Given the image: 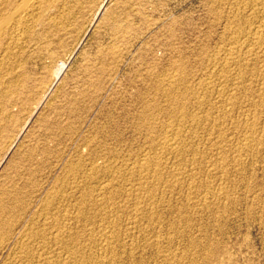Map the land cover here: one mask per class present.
<instances>
[{"label":"rangeland","instance_id":"rangeland-1","mask_svg":"<svg viewBox=\"0 0 264 264\" xmlns=\"http://www.w3.org/2000/svg\"><path fill=\"white\" fill-rule=\"evenodd\" d=\"M22 1L0 0V264H264V0Z\"/></svg>","mask_w":264,"mask_h":264},{"label":"bare ground","instance_id":"bare-ground-1","mask_svg":"<svg viewBox=\"0 0 264 264\" xmlns=\"http://www.w3.org/2000/svg\"><path fill=\"white\" fill-rule=\"evenodd\" d=\"M16 1H18V0H16ZM31 1V0H30ZM248 1V0H247ZM246 1V2H247ZM258 1V0H257ZM256 1V2H257ZM260 1V0H259ZM263 0H261V2H262ZM7 2H9V1H7ZM23 2V3H22ZM21 2V8L22 9H27L28 11L29 10H31L30 9V5H28L27 6V4L26 3H28L26 0L25 1H22ZM42 2V1H41ZM260 2V3H261ZM240 3V2H239ZM242 3V2H241ZM240 3V4H241ZM244 3V2H243ZM248 3V2H247ZM254 3V2H253ZM1 4H2V2H1ZM18 4V3H17ZM35 4V3H34ZM41 5V4H40ZM242 5V4H241ZM252 5V4H251ZM262 5V4H261ZM264 5V4H263ZM263 5H262V7H263ZM4 6V2H3V5H2V7ZM19 6V7H20ZM33 6V5H32ZM252 6H254V5H252ZM256 6V5H255ZM259 6H260V4H259ZM1 7V6H0ZM26 7H28V8H26ZM257 7H258V5L256 6V9H257ZM17 8V6H15L14 8H13V12H14V10ZM41 8V7H40ZM1 9V8H0ZM259 9H260V7H259ZM2 10H4V9H2ZM18 10V9H17ZM262 10V9H261ZM22 11V10H21ZM24 11H26V10H24ZM259 11V10H258ZM2 12V11H1ZM18 12V11H17ZM30 12V11H29ZM262 12H264V11H262ZM26 13V12H25ZM69 13H70V11H69ZM21 14V13H20ZM22 14H24V12L22 13ZM19 15V14H18ZM259 15V14H258ZM262 15V14H261ZM17 16V15H16ZM15 16V17H16ZM24 16H26V15H24ZM28 16H29V14H28ZM32 16V15H31ZM264 16V15H263ZM19 17V16H18ZM20 17H21V15H20ZM27 17V16H26ZM25 17V18H26ZM3 18V17H2ZM17 18V17H16ZM15 18V19H16ZM22 18H24V17H22ZM14 19V18H13ZM18 19H20V18H18ZM25 20V19H24ZM23 20V21H24ZM18 21V20H17ZM20 21H21V19H20ZM19 22V21H18ZM26 22V21H25ZM11 23V22H10ZM9 24V22L8 21H6L5 20V18L3 19V20H1L0 21V26H7ZM17 24V23H16ZM16 24H15V26H16ZM19 25V24H18ZM17 25V26H18ZM20 25H22L21 23H20ZM25 25V24H24ZM262 25V24H261ZM11 27V26H10ZM264 27V26H263ZM20 28V27H19ZM242 30V29H241ZM258 31V30H257ZM260 32V31H259ZM263 32V31H262ZM258 33V32H257ZM260 34V33H259ZM262 34V33H261ZM246 35V34H245ZM256 34H254L253 35V37L255 36ZM258 36V35H257ZM256 37V36H255ZM254 37V38H255ZM263 37H264V35H263ZM260 39V38H259ZM264 39V38H263ZM263 39H261V40H263ZM252 40V39H251ZM253 41V40H252ZM242 42V41H241ZM255 44H256V42H254ZM258 45H259V47H264V41H262V42H259L258 41V43H257ZM257 44H256V46H257ZM252 45V44H251ZM252 48V47H251ZM231 49V48H230ZM233 49V48H232ZM242 49V48H241ZM246 49V48H245ZM239 50V49H238ZM262 50V49H261ZM264 50H262V52H263ZM251 53V52H250ZM253 53V52H252ZM259 55V54H258ZM238 56H239V54H238ZM260 56V55H259ZM257 57V56H256ZM243 58V57H242ZM259 59V58H258ZM255 63V62H254ZM239 64V63H238ZM246 64V63H245ZM264 64V63H263ZM255 68V67H254ZM240 71V70H239ZM63 72V68L60 66V68H59V70H58V73L56 74V79H59V78H61V76H62V73ZM263 72V71H262ZM229 75V74H228ZM242 75V74H241ZM228 78V77H227ZM55 79V80H56ZM238 80V79H237ZM236 80V81H237ZM240 81V80H239ZM19 82V81H18ZM15 83H16V81H15ZM240 83V82H239ZM174 85V84H173ZM180 86V85H179ZM184 86V85H183ZM204 87V86H203ZM225 87V86H224ZM262 89V88H261ZM210 90V89H209ZM223 90V89H222ZM1 94V93H0ZM11 94V93H10ZM175 95V94H174ZM223 95V94H222ZM227 95V94H226ZM232 96V95H231ZM231 99V98H230ZM219 100V99H218ZM206 101V100H205ZM222 101V100H221ZM231 101V100H230ZM240 101V100H239ZM241 102H243V101H241ZM264 102V101H263ZM199 105V104H198ZM235 105V104H234ZM260 105V104H259ZM261 105H263V104H261ZM262 107V106H261ZM229 108V107H228ZM147 111V110H146ZM248 112V111H247ZM185 113V112H184ZM219 113V112H218ZM174 114V113H173ZM182 114H183V111H182ZM176 115V114H175ZM193 115V114H192ZM209 115V114H208ZM178 117V116H177ZM183 117V116H182ZM218 117V116H217ZM184 118V117H183ZM192 118V117H191ZM193 119V118H192ZM245 119V118H244ZM249 119V118H248ZM183 121V120H182ZM219 122V121H218ZM225 122V121H224ZM201 123V122H200ZM172 124V123H171ZM247 124L249 125V127L251 128L252 126H254V125H252V124H254V123H250V121H248L247 122ZM241 125V124H240ZM256 125V124H255ZM215 126V125H214ZM233 126V125H232ZM149 127V126H148ZM177 127V126H176ZM164 128V127H163ZM260 128V127H259ZM186 132V131H185ZM226 132V131H225ZM253 132V131H252ZM179 134V133H178ZM217 134V133H216ZM221 134H222V132H221ZM252 134V133H251ZM233 135V134H232ZM254 135V134H253ZM251 136V135H250ZM261 136V135H260ZM165 138V137H164ZM159 139V138H158ZM252 139V138H251ZM245 140V139H244ZM246 140H247V138H246ZM187 141V140H186ZM221 141V140H220ZM251 142V141H250ZM216 143V142H215ZM183 144V143H182ZM168 145V144H167ZM167 145H166V148H167ZM178 145V144H177ZM250 145V144H249ZM160 146V145H159ZM161 146H162V144H161ZM218 146V145H217ZM164 147V146H163ZM241 147V146H240ZM246 147V146H245ZM248 147V146H247ZM157 148H159V147H157ZM171 148H173V146L171 147ZM255 148V147H254ZM179 149V148H178ZM177 149V150H178ZM174 151H175V149H173ZM242 150H243V148H242ZM247 150H248V148H247ZM253 150V149H252ZM163 152V151H162ZM188 152V151H187ZM245 152V151H244ZM249 153V152H248ZM157 154V153H156ZM181 155V154H180ZM159 156V155H158ZM242 156V155H241ZM147 157V156H146ZM162 157V156H161ZM181 157V156H180ZM239 157V156H238ZM249 157V156H248ZM148 159V158H147ZM155 159V158H154ZM170 160V159H169ZM225 160V159H224ZM110 161V160H109ZM149 161V160H148ZM92 162V161H91ZM158 163L160 162V161H157ZM157 162L155 163V165L158 167V166H160L159 164H157ZM154 163V162H153ZM148 164V163H147ZM154 165V166H155ZM143 166V165H142ZM168 166V165H167ZM221 166V165H220ZM230 166V165H229ZM150 167V166H149ZM141 168V167H140ZM143 168V167H142ZM159 168V167H158ZM75 169V168H74ZM109 169V168H108ZM111 169V168H110ZM115 169V168H114ZM113 169V170H114ZM117 169V168H116ZM155 169V168H154ZM90 170H91V168H90ZM147 170H148V168H147ZM150 170V169H149ZM154 171V170H153ZM117 172V171H116ZM134 172V171H133ZM144 172V171H143ZM164 172V171H163ZM181 172V171H180ZM215 172V171H214ZM234 172V171H233ZM147 173V172H146ZM150 174H151V171L149 172ZM157 173V172H156ZM162 173V172H161ZM172 173V172H171ZM174 173V172H173ZM118 174V173H117ZM155 175H158V173L157 174H155ZM74 176V175H73ZM139 176V175H138ZM143 176V175H142ZM173 176V175H172ZM82 177V176H81ZM153 177V176H152ZM151 177V178H152ZM158 177V176H157ZM156 177V179H158ZM161 177V176H160ZM169 177V176H168ZM181 177V176H180ZM141 179H142V177H141ZM144 179V178H143ZM163 179V178H162ZM168 179V178H167ZM176 179V178H175ZM145 181V180H144ZM157 181V180H156ZM127 182V181H126ZM170 182V181H169ZM195 182V181H194ZM192 183V182H191ZM122 184V183H121ZM124 184V183H123ZM122 184V185H123ZM38 185V184H37ZM159 185V184H158ZM205 185V184H204ZM115 186V185H114ZM156 186H157V184H156ZM141 187V186H140ZM150 187V186H149ZM38 188V187H37ZM121 188V187H120ZM114 189V188H113ZM116 190V189H115ZM143 191V190H142ZM196 191V190H195ZM199 191V190H198ZM151 192V191H150ZM155 192V191H154ZM73 193H74V190H73ZM149 193V192H148ZM57 194V193H56ZM115 194V193H114ZM209 194V193H208ZM137 195V194H136ZM155 195V194H154ZM140 196V195H139ZM201 196V195H200ZM223 196V195H222ZM73 197V196H72ZM117 197H118V195H117ZM152 197V196H151ZM164 197V196H163ZM220 197V196H219ZM71 199V198H70ZM121 199V198H120ZM132 199V198H131ZM190 199H191V197H190ZM28 200V199H27ZM49 200V199H48ZM209 200V199H208ZM89 201V200H88ZM147 201V200H146ZM151 201H152V199H151ZM90 202V201H89ZM171 202V201H170ZM215 202V201H214ZM213 202V203H214ZM55 203V202H54ZM137 203V202H136ZM144 203V202H143ZM149 203V202H148ZM204 203V202H203ZM67 204V203H66ZM104 204V203H103ZM102 204V205H103ZM52 205V204H51ZM81 205V204H80ZM158 205V204H157ZM190 205V204H189ZM47 206H49V204L47 205ZM28 207V206H27ZM63 207V206H62ZM190 207V206H189ZM59 208V207H58ZM81 208H82V206H81ZM151 208V207H150ZM1 209V208H0ZM46 210H47V208H45ZM155 209V208H154ZM108 210V209H107ZM151 210V209H150ZM1 211V210H0ZM2 211H3V209H2ZM1 211V213H3ZM125 211V210H124ZM43 212V211H42ZM21 213V212H20ZM133 213V212H132ZM156 213V212H155ZM1 215V214H0ZM21 215V214H20ZM73 215V214H72ZM97 215V214H96ZM156 215V214H155ZM84 216V215H83ZM121 216V215H120ZM132 216V215H131ZM134 216V215H133ZM146 216V215H145ZM160 216V215H159ZM88 217V216H87ZM105 217V216H104ZM137 217V216H136ZM122 218V217H121ZM125 218V217H124ZM90 219V218H89ZM142 219V218H141ZM134 220V219H133ZM85 221V220H84ZM71 222V221H70ZM119 222V221H118ZM120 222H121V220H120ZM54 223V222H53ZM111 223V222H110ZM138 223V222H137ZM2 224H4V225H6L7 226V224H5V222H3ZM2 224H1V226H2ZM39 224V223H38ZM66 225V224H65ZM162 225V224H161ZM50 226V225H49ZM62 226V225H61ZM96 227V226H95ZM120 227V226H119ZM142 227V226H141ZM2 228V227H1ZM35 228V227H34ZM98 228V227H97ZM7 229V228H6ZM5 229V231L7 232V230ZM9 229V228H8ZM64 229V228H63ZM46 230V229H45ZM95 230V229H94ZM108 230V229H107ZM132 230V229H131ZM4 231V230H3ZM58 231V230H57ZM104 232V231H103ZM1 233V232H0ZM47 233V232H46ZM80 233V232H79ZM140 233V232H139ZM1 234H5V233H1ZM113 234V233H112ZM35 235H37V234H35ZM90 235V234H89ZM108 235V234H107ZM63 236V235H62ZM93 236V235H92ZM114 236V235H113ZM119 236V235H118ZM123 236V235H122ZM129 236V235H128ZM28 237V236H27ZM42 237V236H41ZM45 237V236H44ZM58 238L57 239H59V235L57 236ZM72 237V236H71ZM80 237H82V235L80 236ZM91 237V236H90ZM66 238V237H65ZM116 238V237H115ZM60 239H61V237H60ZM63 239V238H62ZM91 239H92V237H91ZM4 240V239H3ZM2 240V241H3ZM30 240V239H29ZM78 240V239H77ZM107 240H109V239H107ZM121 240V239H120ZM37 241V240H36ZM57 240H55V242H56ZM59 241V240H58ZM67 241V240H66ZM92 241H94V240H92ZM4 242V241H3ZM7 242V241H6ZM21 243H23L22 241H20ZM39 242V241H38ZM37 242V243H38ZM71 243V242H70ZM156 243V242H155ZM160 243V242H159ZM4 244V243H3ZM55 244H57V243H55ZM81 244V243H80ZM100 244V243H99ZM1 245V244H0ZM26 245V244H25ZM64 245V244H63ZM65 245H66V243H65ZM103 245V244H102ZM109 245V244H108ZM41 246V245H40ZM50 246H51V243H50ZM49 246V247H50ZM29 247V246H28ZM39 247V246H38ZM78 247V246H77ZM109 247V246H108ZM35 248V247H34ZM62 248H64V247H62ZM89 248V247H88ZM101 248V247H100ZM66 249V248H65ZM118 249V248H117ZM46 250V249H45ZM74 250V249H73ZM55 251H56V249H55ZM98 251V250H97ZM39 252V251H38ZM85 252V251H84ZM207 252V251H206ZM13 253H14V251H13ZM104 253V252H103ZM64 254V253H63ZM72 254V253H71ZM81 254V253H80ZM86 254V253H85ZM67 255V254H66ZM116 255V254H115ZM46 256V255H45ZM77 256V255H76ZM94 256V255H93ZM54 257V256H53ZM97 257V256H96ZM165 257H167V256H165ZM85 258V257H84ZM117 258H118V256H117ZM15 259V258H14ZM29 259H31V258H29ZM42 259V258H41ZM51 259V258H50ZM57 259V258H56ZM92 259V258H91ZM99 259V258H98ZM40 260V259H39ZM70 260H72V258L70 259ZM95 260V259H94ZM100 260V259H99ZM111 260V259H110ZM113 260V259H112ZM54 261V260H53ZM67 261V260H66ZM83 261V260H82ZM32 262V261H31ZM54 262H56V261H54ZM58 262H59V260H58ZM63 262V261H62ZM75 262V261H74ZM43 263V262H42ZM45 264H51V263H53L52 262V260L50 261V260H45V262H44ZM66 263V262H65ZM103 263V262H102ZM39 264V263H38ZM53 264H55V263H53ZM57 264V263H56ZM105 264V263H104ZM197 264V263H196Z\"/></svg>","mask_w":264,"mask_h":264}]
</instances>
